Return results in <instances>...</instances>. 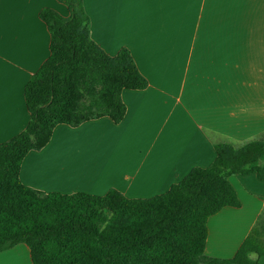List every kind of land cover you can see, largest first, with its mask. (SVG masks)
<instances>
[{"label":"crops","instance_id":"0c3cea01","mask_svg":"<svg viewBox=\"0 0 264 264\" xmlns=\"http://www.w3.org/2000/svg\"><path fill=\"white\" fill-rule=\"evenodd\" d=\"M90 38L107 54L131 53L144 90H123L120 123L102 117L58 125L50 142L22 161L20 181L43 193L131 199L165 193L193 168L208 167L214 146H240L264 134V0H82ZM62 17L57 0H0V144L29 114L23 91L49 55L38 12ZM238 208L207 221L205 255L231 259L264 218V181L229 178ZM256 259L255 255H250ZM264 264V258L258 259ZM0 264H32L24 244L0 252Z\"/></svg>","mask_w":264,"mask_h":264},{"label":"trees","instance_id":"16d2710c","mask_svg":"<svg viewBox=\"0 0 264 264\" xmlns=\"http://www.w3.org/2000/svg\"><path fill=\"white\" fill-rule=\"evenodd\" d=\"M57 1L68 16L38 12L49 55L24 87L28 122L0 144V252L24 244L32 264H260L263 217L231 259L206 256L205 244L209 217L240 206L228 178L255 174L264 181V134L240 146L216 144L208 167L193 168L148 199L115 189L101 196L43 193L20 181L23 159L43 149L56 126L75 128L102 117L118 124L126 111L121 92L147 87L128 49L110 55L90 38L82 0Z\"/></svg>","mask_w":264,"mask_h":264},{"label":"rangeland","instance_id":"374dc122","mask_svg":"<svg viewBox=\"0 0 264 264\" xmlns=\"http://www.w3.org/2000/svg\"><path fill=\"white\" fill-rule=\"evenodd\" d=\"M262 263H264V262H262Z\"/></svg>","mask_w":264,"mask_h":264}]
</instances>
